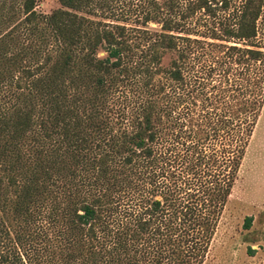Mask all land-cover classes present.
Returning <instances> with one entry per match:
<instances>
[{"label":"trees","instance_id":"obj_1","mask_svg":"<svg viewBox=\"0 0 264 264\" xmlns=\"http://www.w3.org/2000/svg\"><path fill=\"white\" fill-rule=\"evenodd\" d=\"M37 1L0 0V264H203L264 105V0Z\"/></svg>","mask_w":264,"mask_h":264},{"label":"rangeland","instance_id":"obj_2","mask_svg":"<svg viewBox=\"0 0 264 264\" xmlns=\"http://www.w3.org/2000/svg\"><path fill=\"white\" fill-rule=\"evenodd\" d=\"M57 6L56 0H38L36 10ZM259 22L264 24V6ZM203 264H264V105Z\"/></svg>","mask_w":264,"mask_h":264}]
</instances>
